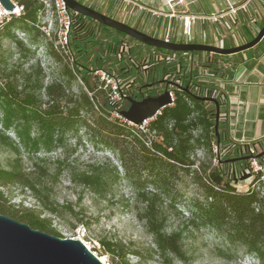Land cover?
Wrapping results in <instances>:
<instances>
[{"label":"trees","instance_id":"1","mask_svg":"<svg viewBox=\"0 0 264 264\" xmlns=\"http://www.w3.org/2000/svg\"><path fill=\"white\" fill-rule=\"evenodd\" d=\"M13 1L20 7V11L8 21L5 35L14 40L16 46L23 50L24 56H28L31 54L30 47L12 31L13 28L22 30L27 34L31 45L44 44L46 55L57 62L60 69L58 79L56 77L44 85L43 68L37 61L25 69L22 65L0 67V124L3 128L14 126L20 141L25 146L36 149L40 145L47 149L60 145L67 132L76 134L79 129H84L96 146L112 151L119 160L124 178L134 190L136 201L141 204L137 216L152 235L156 251L161 255L169 253L174 257H183L181 234L167 232L165 229V207L174 204L178 194L176 183L184 175L191 176L202 196L201 200L196 199L194 202L196 218L200 224L214 229L230 242L244 246L247 252L253 253L264 263V194L261 195L257 190L239 191L226 175L228 170L229 175L231 174V168L235 165L239 170L246 166L247 160L240 157L245 155L247 145L227 144L223 140L221 97L217 98L218 135L214 128V104L195 97L204 96L198 93V90L204 89L207 90L206 96H211V91L216 88L215 81L230 79L240 62L237 55L241 52L232 55L205 51L174 52L148 46L150 55L142 56L139 61L131 55L118 58L121 42L136 40L78 13H72L67 45L62 47L59 43L55 44V35L51 37L40 29L39 14L45 8L41 0ZM78 1L102 12L85 0ZM51 3L54 7V0ZM109 4L113 8L114 4ZM118 8L120 7L117 6L116 9ZM108 16L119 19L110 13ZM263 23L264 20L260 22V26ZM134 27L156 37L153 32L145 31L138 24ZM103 31L121 39L103 42L99 37ZM255 35L251 34L246 41ZM261 43L262 40L257 46ZM224 45L232 46L227 43ZM172 53L176 54L175 60H160L150 67L147 74L142 73L135 65L151 62L157 55ZM158 67H161L160 85L153 91L151 87L156 81ZM96 69L107 73L116 70L124 78L134 76L133 86L139 92L133 96L137 99L144 93L155 96L165 88L168 80H164L163 76L167 73L173 79L182 80L179 88H173L172 105L162 108L161 113L149 124V129L156 131L158 141L152 140L151 145L147 146V133L111 117L112 106L121 110L126 109L129 103L122 98L115 105L110 104L103 82L97 75H93ZM76 73L80 75L82 82L77 93L71 91ZM137 79L140 82L136 84ZM42 89L47 97L46 101L42 100ZM99 93L104 98L103 104L98 100ZM32 129L35 131L34 137H30ZM0 144L9 145L17 155L6 167L0 166V214L61 237L51 226V219L45 215H58L59 206L38 187L39 180L50 174L48 166L34 163V169L24 171L18 157V147L2 130ZM197 149L205 150L212 160H216V164L211 166L210 161L206 165L193 167V154ZM234 158L236 160L231 162L230 159ZM70 174L73 182L98 195L109 192L111 184L119 178L117 169H109L105 164H89L84 169L72 168ZM17 183L33 192L39 202V209L10 201L4 188ZM106 252L120 256V264H130L125 259L122 247L108 245Z\"/></svg>","mask_w":264,"mask_h":264},{"label":"rangeland","instance_id":"2","mask_svg":"<svg viewBox=\"0 0 264 264\" xmlns=\"http://www.w3.org/2000/svg\"><path fill=\"white\" fill-rule=\"evenodd\" d=\"M41 1L45 8L39 14L40 29L46 35L50 34L51 37L55 35L58 39V23L51 0ZM86 2L117 18L131 20V16L128 17L125 13L118 12L116 4L112 5V8L105 0H86ZM19 11L20 7L17 12L0 14V67L22 65L21 67L25 69L29 64L37 61L43 68V83L47 85L56 77L58 79L60 65L46 55L44 44L31 45L25 32L13 28L12 31L16 37L31 49V54L24 56L23 50L16 46L14 40L5 35L8 21ZM99 37L103 42L121 39L107 31L101 32ZM137 42L127 40L126 49H121V57L131 55L139 61L142 56H149L151 51L147 48L148 45ZM56 43L58 42L55 41ZM70 61H72L71 58ZM160 70L161 67H158L156 81L151 87L153 91L160 85ZM93 75L96 74L93 73ZM139 82L140 80L137 79L136 84ZM81 84L80 75L76 73V78L71 84V91L77 93ZM41 96L42 100L46 101L44 89L41 90ZM98 100L104 103L101 93L98 94ZM221 124L224 125V121ZM0 130L18 147V157L24 171L34 169V163L48 166L50 174L39 180L38 187L59 206L58 215L45 213L51 219V226L61 237L81 239L105 264H120V256L106 252L108 245L122 247L125 251V259L130 264H264L253 253L247 252L244 246L237 242H230L214 229L200 224L196 218L194 202L196 199L201 200L202 196L199 187L192 182L191 176L184 175L176 183L178 194L174 204L165 207V229L167 232L181 234L183 257H174L169 253L161 255L156 251L152 235L147 232L143 221L137 216L141 204L136 201L132 186L124 178L117 156L108 149L96 146L84 129H79L76 134L67 132L62 144L49 149L42 145L37 149L25 146L20 141L14 126L3 128L0 124ZM34 135L35 131L32 129L30 137ZM16 157V153L9 145L0 144V166L6 167ZM193 159L195 160L193 167L206 165L210 161L211 166L216 164L203 149H197L193 154ZM89 164H105L107 168H116L119 172V178L111 184L106 194H95L71 180L70 170L72 168L84 169ZM226 175L232 179L239 191H245L249 186V179L237 182L232 174L229 175V170ZM262 190L264 191V188ZM4 191L12 203L36 206L39 209V202L33 192L22 184L10 185L4 188Z\"/></svg>","mask_w":264,"mask_h":264},{"label":"crops","instance_id":"3","mask_svg":"<svg viewBox=\"0 0 264 264\" xmlns=\"http://www.w3.org/2000/svg\"><path fill=\"white\" fill-rule=\"evenodd\" d=\"M105 1L119 6L118 12L126 14L132 10L131 20H118L132 26L138 24L156 37L166 36L174 42H187L183 32L187 21L185 23L182 16L198 17L189 24L191 42L214 45L217 38L232 46L244 43L248 36L256 34L264 20V0H183V3H173L172 9L167 0ZM231 9L236 10L234 14H230ZM263 46L264 38L259 46L239 53L240 62L232 77L214 82L216 91L224 94L221 99L225 118L221 134L227 144L264 145Z\"/></svg>","mask_w":264,"mask_h":264},{"label":"water","instance_id":"4","mask_svg":"<svg viewBox=\"0 0 264 264\" xmlns=\"http://www.w3.org/2000/svg\"><path fill=\"white\" fill-rule=\"evenodd\" d=\"M64 6L78 14L95 20L96 22L141 42L145 45L162 48L170 51H205L222 55H232L256 46L264 38V23L256 35L244 43L231 47L217 46L196 42H174L151 36L134 26L121 20L110 17L78 0H62ZM0 5L10 13L18 5L13 0H0ZM19 8V7H18ZM175 85L172 81L166 82L164 90L155 96L142 99L125 97L129 103L126 109L120 110L124 118L134 124L143 119L154 116L158 110L172 103L168 85ZM187 90V87H184ZM197 99L210 101L215 106V132L218 135L219 100L213 96H195ZM260 152L257 156H261ZM247 160L249 155L240 157ZM236 158L230 159L234 162ZM250 174H244L246 179ZM0 264H105L102 259L90 250L79 238L55 236L45 231L32 228L12 217L0 214Z\"/></svg>","mask_w":264,"mask_h":264},{"label":"built area","instance_id":"5","mask_svg":"<svg viewBox=\"0 0 264 264\" xmlns=\"http://www.w3.org/2000/svg\"><path fill=\"white\" fill-rule=\"evenodd\" d=\"M173 3H183V0H167V5L169 6L170 9L173 8ZM54 9L56 12V20L58 23V39L57 42L63 47L67 45V36H68V30L70 28V25L72 23V13L77 14L76 12L67 9L64 6V3L62 0H54ZM235 9H231L230 14L235 13ZM132 10L127 11L126 15L131 16ZM184 19V22L187 23L184 24V34L187 36V42L192 41V35L189 31V24L194 22L198 17L196 16H182ZM215 19V17H213ZM48 34V33H47ZM166 41H169L168 37H164ZM205 40V38H203ZM216 43L214 45L217 46H224L223 41L221 39L215 38ZM126 43L127 41L121 42L119 52L117 56L120 58L121 57V49L124 48L126 49ZM176 59V54H167V55H157L154 57V59L151 62H140L135 64L139 70L147 74L148 70L152 65L157 64L160 60H164L165 62H171ZM131 62H134L131 60ZM94 73L99 77L100 81L103 82V88L106 90V95L107 98L110 102L111 105H115L116 102L121 100L122 98L125 97H134V94H137L139 91L134 84V79L135 77H128L124 78L123 76L118 75L116 70H112L111 73H107L106 71L102 69H96ZM164 80L172 81L175 85H168L170 97L172 100V103L174 101V92L173 88H179L182 85V80L179 78H171L170 73H167L163 76ZM100 87V86H99ZM164 88H162L160 91L157 92L156 95L160 94ZM207 90L199 91L198 93H201L202 95L206 96ZM211 96L213 97H223L222 95L219 94V92L216 91V89H213L211 91ZM144 97H147V94L144 93L143 96L139 99H142ZM137 99V98H136ZM172 103L170 105H172ZM122 110V109H121ZM161 113V109L157 111V113L152 116L143 119L139 124H134L131 121L127 120L122 116L120 113V110L118 108H113L112 111H110V115L112 118L116 119L118 122L126 124L128 126H131L135 128L136 130H139L143 133L148 134V138L146 140V145L150 146L152 143V140H159L156 134L155 130H150L149 129V124L150 122L158 115ZM221 119L225 118V114H221ZM217 148L215 147L214 150ZM226 150V148L224 149ZM260 152H263L261 156H257ZM246 155H249V158L247 159V164L246 166L243 167V169H235L234 167L231 168V174L233 175L234 178L237 179V182H241L244 179H241V177L248 173L250 176L246 179H249V186L245 189L247 190H257L260 193L264 194V191L262 190L264 188V147H260L258 145H247L246 146ZM216 162V160L214 159ZM79 230V229H78ZM89 248V247H88Z\"/></svg>","mask_w":264,"mask_h":264},{"label":"bare ground","instance_id":"6","mask_svg":"<svg viewBox=\"0 0 264 264\" xmlns=\"http://www.w3.org/2000/svg\"><path fill=\"white\" fill-rule=\"evenodd\" d=\"M18 7L14 10V12H17L18 11ZM1 13H5V14H7V13H10V12H8L7 10H5L2 6H0V14Z\"/></svg>","mask_w":264,"mask_h":264}]
</instances>
